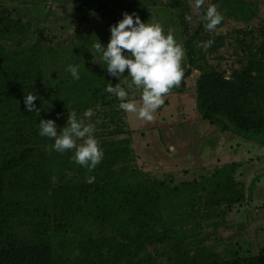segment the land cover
<instances>
[{
  "label": "rangeland",
  "instance_id": "rangeland-1",
  "mask_svg": "<svg viewBox=\"0 0 264 264\" xmlns=\"http://www.w3.org/2000/svg\"><path fill=\"white\" fill-rule=\"evenodd\" d=\"M208 3L223 14L211 32L200 19ZM123 12L161 24L185 49L181 83L151 121L121 110L130 158L119 178L158 196L159 210L149 228L164 238L147 231L138 241L136 228L119 230L80 215L67 221L62 248L52 239L58 216L51 195L80 184L93 171L76 165L72 150L54 151L53 140L38 135V123L51 118L59 132L68 112L81 116L91 108L94 135L98 141L107 136L116 120L106 125L105 114L118 111L119 101L105 87L119 80L107 73L90 44L97 39L105 46L109 25ZM209 39L211 47L200 46ZM8 55L33 62L30 91L40 97L34 101L39 114L20 112L24 138L19 145L27 154L11 189L19 200L14 229L21 246L28 247L30 264L43 255L50 264H208L264 254V129L242 132L220 116L210 123L196 105L204 74L220 75L209 87L216 96L223 95L221 80L235 84L245 69L255 85H264V0H205L199 10L194 0H0V67ZM69 64L81 66L78 80L66 72ZM130 81L126 73L120 86ZM8 87L20 90L15 79L3 91ZM129 98L139 105L140 90L134 88ZM252 101L264 107L257 93ZM41 236L50 237V250L34 248ZM23 253L6 263L20 264Z\"/></svg>",
  "mask_w": 264,
  "mask_h": 264
},
{
  "label": "trees",
  "instance_id": "trees-1",
  "mask_svg": "<svg viewBox=\"0 0 264 264\" xmlns=\"http://www.w3.org/2000/svg\"><path fill=\"white\" fill-rule=\"evenodd\" d=\"M219 77L217 73L204 74L198 82L196 105L202 118L215 123L219 121L220 116L239 131L246 133L262 131L264 107L254 105L252 94L257 93L264 98V85H255L250 70L245 69L235 84L224 83L221 80L220 87L223 95L216 96L211 94L212 90L209 87L211 82H215V79ZM34 78L33 62H30L28 57L16 59L8 55L2 58L0 67V264L14 259L19 251H24L20 264H30L28 247L21 246L14 229L15 208L19 200L11 189L25 168L27 151L19 145L24 138L20 112L25 109L23 94L30 91ZM12 79L17 80L22 93L10 87L3 91L2 87H5V84ZM102 98H105L103 94ZM107 104L108 101H104L103 107ZM121 114L120 109L105 114L106 125L114 124L115 120L116 122L107 136L99 141L104 151V158L91 174L95 176V182L88 184L84 180L60 194L55 190L51 195L56 201L53 211L58 216L56 218L58 228L53 231L52 239H57V244L62 248H65L67 221L69 218L80 215L110 226L116 225L115 228L118 225L119 230L136 228L134 239L138 241L145 238L147 231L150 232L149 221H154L159 210L158 196H153L143 187H137L131 183L124 184L119 178L130 158L127 146L130 136ZM124 133L127 135H122ZM121 162L122 165H120ZM85 171L88 173L87 169ZM89 236V232L84 233V239L88 240ZM149 236L164 238V235L153 231ZM41 237L35 243L38 246L35 245L34 248H39L40 252L50 250L52 246L50 237ZM48 258V255H43L35 264H50ZM208 264H264V254L236 257L225 261L215 260Z\"/></svg>",
  "mask_w": 264,
  "mask_h": 264
},
{
  "label": "clouds",
  "instance_id": "clouds-1",
  "mask_svg": "<svg viewBox=\"0 0 264 264\" xmlns=\"http://www.w3.org/2000/svg\"><path fill=\"white\" fill-rule=\"evenodd\" d=\"M205 0H194L195 9L199 10ZM190 20V16L185 17ZM203 26L208 31H215L223 20V14L214 3H208L200 15ZM110 37L105 46L96 39L90 44L91 49L105 62L107 73L118 78L115 85L108 83L105 91L119 101L118 107L126 113H135L138 118L151 121L153 113L163 105L164 97L181 83L184 76L182 59L185 49L178 43L171 32L165 33L159 23L142 22L135 12L122 13L114 25H109ZM214 41L200 42L201 47H211ZM92 53V52H91ZM80 65L69 64L66 72L73 80L80 78ZM127 72L131 81L127 87L120 86V79ZM140 90L139 105L130 99L133 89ZM40 99L29 91L24 95L26 111L39 114L40 109L34 101ZM93 110L85 109L81 116L76 111L68 112L66 125L57 132L55 120L40 119L38 135L53 140L51 148L58 153L72 150L70 159L91 173L104 158V151L94 135L95 123L91 121ZM86 120L88 122H86ZM79 141V143H78ZM95 182L94 175H87L85 183Z\"/></svg>",
  "mask_w": 264,
  "mask_h": 264
}]
</instances>
